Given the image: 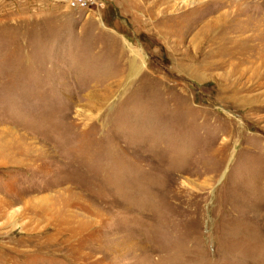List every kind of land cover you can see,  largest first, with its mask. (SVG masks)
Returning <instances> with one entry per match:
<instances>
[{"label": "rangeland", "instance_id": "obj_1", "mask_svg": "<svg viewBox=\"0 0 264 264\" xmlns=\"http://www.w3.org/2000/svg\"><path fill=\"white\" fill-rule=\"evenodd\" d=\"M0 264H264V0H0Z\"/></svg>", "mask_w": 264, "mask_h": 264}, {"label": "built area", "instance_id": "obj_2", "mask_svg": "<svg viewBox=\"0 0 264 264\" xmlns=\"http://www.w3.org/2000/svg\"><path fill=\"white\" fill-rule=\"evenodd\" d=\"M74 9H90L95 3H101L103 0H59Z\"/></svg>", "mask_w": 264, "mask_h": 264}]
</instances>
